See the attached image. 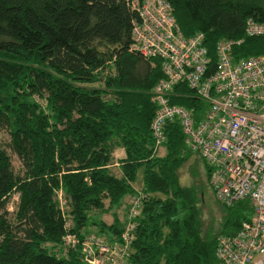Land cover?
I'll return each mask as SVG.
<instances>
[{"label": "trees", "instance_id": "trees-1", "mask_svg": "<svg viewBox=\"0 0 264 264\" xmlns=\"http://www.w3.org/2000/svg\"><path fill=\"white\" fill-rule=\"evenodd\" d=\"M166 1L185 37L205 35L213 63L222 40H244L237 60L264 56V37H245L249 19L264 24V0ZM136 19L127 0H0V126L21 163L16 171L0 148V264H89L65 237L82 243L93 227L121 243L127 222L117 213L110 223L90 216L121 208L126 196H143L126 264H219L218 239L251 219L239 203L225 208L220 235H204L196 191L179 182L191 152L179 123L167 125L164 156L155 152L151 95L163 76L158 60L130 51ZM171 103L196 119L207 108L184 84Z\"/></svg>", "mask_w": 264, "mask_h": 264}, {"label": "built area", "instance_id": "built-area-1", "mask_svg": "<svg viewBox=\"0 0 264 264\" xmlns=\"http://www.w3.org/2000/svg\"><path fill=\"white\" fill-rule=\"evenodd\" d=\"M127 1L137 14L130 51L158 60L163 76L151 95L156 108L150 126L155 152L167 140V125L179 123L187 149L199 154L211 169L210 185L217 201L225 208L246 202L252 210L251 219L239 231L218 239L217 261L264 264V56L237 60L234 49L244 40H222L213 63L205 35L185 37L168 1ZM245 37H264V24L249 19ZM182 84L207 105L200 119L186 107L171 103ZM142 205L141 194L131 201L121 243L93 235L80 243L76 235L68 234L65 244H80L89 264H126L133 220Z\"/></svg>", "mask_w": 264, "mask_h": 264}, {"label": "rangeland", "instance_id": "rangeland-1", "mask_svg": "<svg viewBox=\"0 0 264 264\" xmlns=\"http://www.w3.org/2000/svg\"><path fill=\"white\" fill-rule=\"evenodd\" d=\"M10 142V135L7 130H2L0 126V148L6 149L12 157L13 166L16 171L21 169V163L16 155L8 148ZM166 150L165 147H161L158 152V156H164ZM125 157V152L123 149H118L114 154L115 162ZM121 166H113L114 173L118 176L121 175L119 170ZM144 171L143 168L139 170L137 174V179L133 183L136 192H140L144 182ZM179 182L180 185L187 188H193L196 191V196L198 198V206L201 211V221L203 226L204 235H220L223 231L224 223L227 217V212L225 207H223L216 199L214 191L210 185V180L208 176V164L207 162L196 153L190 152L189 158L186 163L180 168L179 171ZM19 196L14 194L8 202V210L13 213L16 210L17 202ZM133 197L126 196L123 199L121 208H116L113 212L97 214L95 216L92 214L90 216V222L101 221V219L110 223L112 217L115 213L118 214L120 221L122 223L127 222V211L126 207L130 203ZM89 232L93 236H97L102 239H107L108 236L94 231L93 227L88 228ZM64 256V252L60 253Z\"/></svg>", "mask_w": 264, "mask_h": 264}, {"label": "crops", "instance_id": "crops-1", "mask_svg": "<svg viewBox=\"0 0 264 264\" xmlns=\"http://www.w3.org/2000/svg\"><path fill=\"white\" fill-rule=\"evenodd\" d=\"M119 165L121 166L120 161H119V160H116V163L114 164V166L119 167ZM119 169H120V168H119Z\"/></svg>", "mask_w": 264, "mask_h": 264}]
</instances>
